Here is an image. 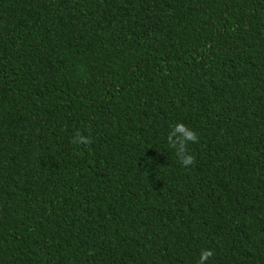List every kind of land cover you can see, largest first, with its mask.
<instances>
[{
  "label": "trees",
  "instance_id": "trees-1",
  "mask_svg": "<svg viewBox=\"0 0 264 264\" xmlns=\"http://www.w3.org/2000/svg\"><path fill=\"white\" fill-rule=\"evenodd\" d=\"M205 249L264 264V0H0V264Z\"/></svg>",
  "mask_w": 264,
  "mask_h": 264
},
{
  "label": "clouds",
  "instance_id": "clouds-1",
  "mask_svg": "<svg viewBox=\"0 0 264 264\" xmlns=\"http://www.w3.org/2000/svg\"><path fill=\"white\" fill-rule=\"evenodd\" d=\"M75 144H89L91 143L90 138L83 137L77 134L73 138ZM191 143H197L198 137L195 131L189 129L183 123H177L174 125L168 135L169 145L175 149L176 155L182 167H188L194 163V156L186 153V145ZM214 255L211 250H202L198 264H207V261Z\"/></svg>",
  "mask_w": 264,
  "mask_h": 264
}]
</instances>
